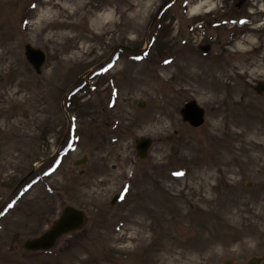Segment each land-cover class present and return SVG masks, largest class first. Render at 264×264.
I'll return each mask as SVG.
<instances>
[{"label": "rangeland", "instance_id": "1", "mask_svg": "<svg viewBox=\"0 0 264 264\" xmlns=\"http://www.w3.org/2000/svg\"><path fill=\"white\" fill-rule=\"evenodd\" d=\"M166 1L0 0V210L35 176L0 213V264L264 257V0L239 12L237 0L197 12L200 0H176L163 20ZM28 43L47 54L40 74ZM192 99L199 127L180 113ZM140 136L154 139L145 159ZM68 205L86 224L52 251L28 250Z\"/></svg>", "mask_w": 264, "mask_h": 264}, {"label": "water", "instance_id": "2", "mask_svg": "<svg viewBox=\"0 0 264 264\" xmlns=\"http://www.w3.org/2000/svg\"><path fill=\"white\" fill-rule=\"evenodd\" d=\"M25 55L37 73L43 72V67L47 60L46 52L31 43L25 45ZM258 93L264 92V81H259L255 86ZM140 106H144L140 103ZM181 114L185 121H189L194 126H201L205 122V109L196 101L191 100L187 102L181 109ZM153 143V138L141 136L136 139V148L138 155L145 158L148 155L149 149ZM87 162V157L79 160L75 164ZM86 221V216L83 210L68 205L64 208L59 219L55 221L54 225L46 231L42 236L27 241L26 247L29 249H47L55 245L59 236L64 233L80 228ZM262 261V257H253L249 264H258ZM226 262L225 264H230Z\"/></svg>", "mask_w": 264, "mask_h": 264}, {"label": "flooded vegetation", "instance_id": "3", "mask_svg": "<svg viewBox=\"0 0 264 264\" xmlns=\"http://www.w3.org/2000/svg\"><path fill=\"white\" fill-rule=\"evenodd\" d=\"M175 1L176 0H173L172 2L171 1H169V3H167V5H166V2L163 4V5H166L165 7H164V13H166L167 12V10L171 7V6H173V4H175ZM252 2V1H255V0H237L235 3H234V7L233 8H236V12H239L240 10H242L243 9V7H245L244 5H246V4H248V2ZM168 4H169V7L168 8H166L167 6H168ZM233 18V17H232ZM226 19H228V18H226ZM223 20H225V19H220V20H214L210 25H212V24H214V23H221ZM219 26H222V25H219ZM218 26V27H219ZM218 27H216V28H218ZM213 57H215V55H213Z\"/></svg>", "mask_w": 264, "mask_h": 264}, {"label": "bare ground", "instance_id": "4", "mask_svg": "<svg viewBox=\"0 0 264 264\" xmlns=\"http://www.w3.org/2000/svg\"><path fill=\"white\" fill-rule=\"evenodd\" d=\"M208 4L211 6V8H214V7H215V2H213V1H211V0H200L199 5H197V6H193V7L191 8V11H192V12H197V11L201 10L202 7H204V6L208 5ZM109 15H110V14H107V16H109ZM98 18L101 19V20H103V19L106 18V15L101 14Z\"/></svg>", "mask_w": 264, "mask_h": 264}, {"label": "snow or ice", "instance_id": "5", "mask_svg": "<svg viewBox=\"0 0 264 264\" xmlns=\"http://www.w3.org/2000/svg\"><path fill=\"white\" fill-rule=\"evenodd\" d=\"M177 175H179V173ZM9 207H11V205H9Z\"/></svg>", "mask_w": 264, "mask_h": 264}]
</instances>
